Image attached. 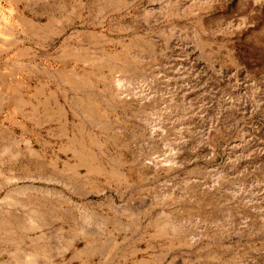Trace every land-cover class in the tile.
<instances>
[{
    "label": "rangeland",
    "instance_id": "rangeland-1",
    "mask_svg": "<svg viewBox=\"0 0 264 264\" xmlns=\"http://www.w3.org/2000/svg\"><path fill=\"white\" fill-rule=\"evenodd\" d=\"M120 1L0 0V264H264V0Z\"/></svg>",
    "mask_w": 264,
    "mask_h": 264
},
{
    "label": "bare ground",
    "instance_id": "bare-ground-1",
    "mask_svg": "<svg viewBox=\"0 0 264 264\" xmlns=\"http://www.w3.org/2000/svg\"><path fill=\"white\" fill-rule=\"evenodd\" d=\"M135 0H121L117 5L119 6V7H126V6H128V5H131L133 2H134ZM190 9V8H189ZM24 21V20H23ZM76 57V56H75ZM132 75V74H131ZM133 76V75H132ZM132 79L133 78H131V77H129V78H126V79H113V89L115 90L114 92H116V96H121L122 95V92H121V87H122V85L124 84V82H125V84H127V85H130V84H132ZM65 81H66V83H70L69 82V80L68 79H65ZM123 82V83H122ZM135 84V83H134ZM73 88L74 89H78V87H79V89H80V86H81V88L84 86V85H80V84H75V83H73ZM86 85V84H85ZM87 87V86H86ZM135 87V86H134ZM81 90V89H80ZM137 90V89H136ZM131 93L135 96V95H138L139 94V91H135V89H133V88H131ZM127 96H129V95H127ZM126 96V97H127ZM132 96V95H131ZM124 97V96H123ZM129 98H130V96H129ZM75 104V107H81L82 109H83V111H84V114L88 117V118H90V119H95V122L98 124V126H99V114H98V112H97V110H96V108H95V106L93 105V103L92 102H89V101H87V102H85V104H79V103H77L76 104V102L74 103ZM73 104V105H74ZM146 110V109H145ZM151 110V109H150ZM155 110V109H154ZM59 113V112H58ZM60 115H62L64 118H65V116H66V112H65V110H63V108L61 109V111H60V113H59ZM155 115V116H154ZM141 116H142V120H143V122L144 123H146L147 125L148 124H151L153 121H154V119L155 118H153V117H156V113H154V112H149V111H147V112H143L142 111V113H141ZM140 116V117H141ZM157 119H159V118H157ZM161 119V118H160ZM159 119V120H160ZM158 120V121H159ZM152 121V122H151ZM62 122H64L63 120H62ZM151 122V123H150ZM161 123V122H160ZM96 124V125H97ZM154 124V123H153ZM152 125V124H151ZM67 126V125H66ZM148 126H150V125H148ZM151 129V128H150ZM96 137V136H95ZM94 141V140H93ZM96 141V140H95ZM83 163V162H82ZM158 164V163H157ZM157 164H155V166H157ZM151 169V168H150ZM52 173V172H51ZM56 174H54L53 176H55ZM57 176V175H56ZM51 177H52V175H51ZM50 177V178H51ZM47 191V190H46ZM45 191V192H46ZM48 192H50V191H48ZM56 192H57V190H56ZM53 193V192H52ZM48 194V193H47ZM46 194V195H47ZM57 195V194H56ZM246 201V200H245ZM41 212V211H40ZM230 216V215H229ZM36 220H38V219H36ZM35 220V221H36ZM32 221V220H31ZM197 221V220H196ZM231 222V221H230ZM229 222V223H230ZM196 223H198V221L196 222ZM33 224V223H32ZM194 224V223H193ZM175 224H173V226H174ZM198 225V224H197ZM219 226V225H218ZM176 227H177V225H176ZM196 228V227H195ZM218 228V227H217ZM174 230H176V229H174Z\"/></svg>",
    "mask_w": 264,
    "mask_h": 264
}]
</instances>
